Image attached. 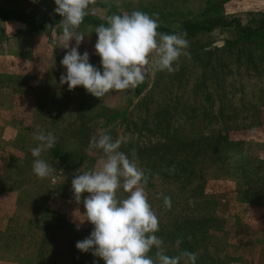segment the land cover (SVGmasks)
Instances as JSON below:
<instances>
[{"label":"rangeland","instance_id":"rangeland-1","mask_svg":"<svg viewBox=\"0 0 264 264\" xmlns=\"http://www.w3.org/2000/svg\"><path fill=\"white\" fill-rule=\"evenodd\" d=\"M0 6L49 13L56 7L54 0H0ZM134 10L158 14L160 25L175 30L186 20L210 17L237 18L245 26L260 20L264 0H95L87 16L106 21ZM52 27L34 33L0 20V264L53 258L70 264L79 257L69 250L93 226L80 222L85 208L74 200L71 181L96 167L102 150L88 146L104 133L120 139L119 150L129 158L134 151L145 170L146 195L161 228L156 235L167 255L190 252L193 244L201 264H264V41L242 42L230 26L202 30L185 37L189 55L179 58L178 71L150 70L139 86L100 99L60 83L67 49L59 47V24ZM96 27L79 26L85 37L78 51L100 67ZM39 132L56 137L55 149L39 157L55 168L44 179L32 171ZM212 133L224 140H208ZM133 143L137 148L129 152ZM193 219L203 222L196 239ZM87 255L89 264H104Z\"/></svg>","mask_w":264,"mask_h":264},{"label":"clouds","instance_id":"clouds-1","mask_svg":"<svg viewBox=\"0 0 264 264\" xmlns=\"http://www.w3.org/2000/svg\"><path fill=\"white\" fill-rule=\"evenodd\" d=\"M54 3V12L62 17L58 23L62 30L59 47L67 49L60 61L66 69L60 83L67 84L70 91L82 86L87 93L101 99L110 92L139 86L150 70L178 71L179 58L189 55L186 33L158 32V14L134 10L113 13L106 18L107 26L101 24L95 28V54L100 57V67H96L90 63L87 51L82 55L78 51L85 35L77 31L95 0H54ZM73 39L75 46L70 47ZM34 138L40 143L31 149L36 158L32 171L44 179L55 168L39 157L55 146L56 137L51 132H39ZM120 147L121 140H113L107 133L92 137L88 151L99 149L103 156L95 168L76 174L71 181L74 200L85 208L82 215L85 219L80 222L88 221L93 226L87 238L77 241L76 248L81 252L91 251L104 264H196V253L187 250L174 256L165 253L164 241L156 235L159 218L145 191L148 176L138 165L135 152L129 158ZM120 189L127 193L123 198L117 195ZM84 193L88 195L82 200ZM163 203L166 209L171 208L170 197L165 196ZM153 249L155 253L150 255Z\"/></svg>","mask_w":264,"mask_h":264},{"label":"trees","instance_id":"trees-1","mask_svg":"<svg viewBox=\"0 0 264 264\" xmlns=\"http://www.w3.org/2000/svg\"><path fill=\"white\" fill-rule=\"evenodd\" d=\"M110 7V9L112 8L111 5H108ZM37 10V11H36ZM51 12L53 14H51ZM260 16V20L257 21L255 24H250V25H245L243 26L240 22L239 19L237 18H232V19H227V18H223V17H210L207 19H204L202 21L200 20H186L184 21L177 30L172 29L170 27L167 26H163L159 24V27L157 29L158 32L161 33H165V34H176V33H186V37H194L195 35H197L199 32H201L202 30H208L211 31L212 29L216 28V27H234L237 29L238 32H240L241 34L237 37L238 40L242 41V42H249L252 44H259L261 42L264 41V14L263 13H259L258 14ZM48 16H54V17H50L52 20L48 21ZM47 18V19H46ZM62 19V17H60L58 14L54 13L53 11H46V9H35L32 8L31 12H25L23 9L19 10H14V9H8L5 7L0 6V20H11V21H16L22 24H25L26 26H28V30L34 33L37 32H43V31H48L50 32L53 29V25H58V23L60 22V20ZM86 23H91L94 24L96 26H99L101 24H105L106 25V21L105 20H101L95 17H88L86 16L83 20V22L81 24H86ZM53 24V25H52ZM3 30V29H2ZM3 33H1L4 37V30L2 31ZM227 46L231 45V42L228 41L226 42ZM145 87H141L138 89V95H140L143 91H144ZM146 99L143 100V102H145ZM142 103V102H141ZM151 103V102H150ZM142 105V104H141ZM149 119V117H148ZM148 119L144 118V122L147 123ZM77 120H73V123H75ZM64 129L62 128L61 130V134H63ZM221 132V131H220ZM222 133V132H221ZM219 133V134H214L212 133L210 139L208 140H213V141H217V140H224L223 135ZM81 134V132H80ZM128 148L130 149L129 152H131L132 150H134L135 148H137V145L135 143L128 145ZM53 149H55L53 147ZM189 154L191 155V153L189 152ZM188 158V157H187ZM192 171H190V173H192ZM194 174V173H193ZM196 222L197 228H196V234L194 236V238H197V229L198 228H203V222H200L198 219H193ZM161 230V228L159 229ZM163 230V229H162ZM157 234V233H156ZM159 234V231H158ZM181 234L184 235L183 232H181ZM186 235H188V233H185ZM185 235V236H186ZM163 237H169V233L163 232L162 234ZM186 237H185V241H186ZM167 248H168V244L166 243ZM71 252H75L78 253L80 252L81 254H78L79 257H75L73 256L72 258V263L70 264H89L91 263V261L87 260V254L88 252H81L80 250H78L74 245L71 246V249L69 250ZM190 252H195V247L192 244L191 247V251ZM155 253V249L152 250V252L150 253V255H154ZM60 260V261H59ZM204 259H197V261L200 262L203 261ZM64 261H66V259H64ZM196 264H199L197 263ZM61 259H52L49 260V264H61ZM64 264V263H63ZM67 264V262L65 263Z\"/></svg>","mask_w":264,"mask_h":264}]
</instances>
